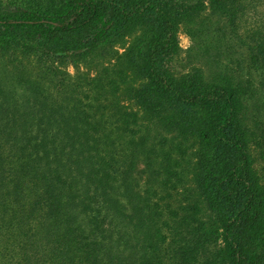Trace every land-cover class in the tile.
I'll return each mask as SVG.
<instances>
[{"label": "trees", "instance_id": "16d2710c", "mask_svg": "<svg viewBox=\"0 0 264 264\" xmlns=\"http://www.w3.org/2000/svg\"><path fill=\"white\" fill-rule=\"evenodd\" d=\"M258 3L0 0V264H264ZM208 7L245 67L179 74Z\"/></svg>", "mask_w": 264, "mask_h": 264}, {"label": "rangeland", "instance_id": "374dc122", "mask_svg": "<svg viewBox=\"0 0 264 264\" xmlns=\"http://www.w3.org/2000/svg\"><path fill=\"white\" fill-rule=\"evenodd\" d=\"M257 7L258 16L264 15V0H261ZM178 39L180 51L175 59V66L179 74L200 68L206 75H210L217 71L219 64L228 65V70L236 72L245 67V65L242 67L239 65L246 56V48L240 41L239 34L229 26L225 18L212 15L209 7L198 20L181 25ZM65 70L71 76L78 71H85L83 65L73 66L72 64L65 65ZM255 99L264 103V90H259ZM128 104L126 102V105ZM128 106L132 110L136 109L131 104ZM147 128V125H141L142 131ZM191 195V182L188 176L184 175L183 185L177 197L179 200H185Z\"/></svg>", "mask_w": 264, "mask_h": 264}]
</instances>
